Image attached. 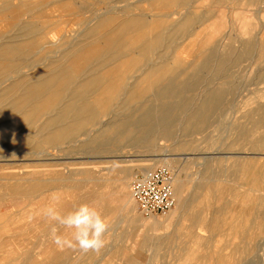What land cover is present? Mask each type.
Segmentation results:
<instances>
[{
  "label": "bare ground",
  "instance_id": "1",
  "mask_svg": "<svg viewBox=\"0 0 264 264\" xmlns=\"http://www.w3.org/2000/svg\"><path fill=\"white\" fill-rule=\"evenodd\" d=\"M145 1L154 6L156 11L151 10L155 13H136L135 4L120 8L117 12H110L111 8L106 6L102 9L103 12H96L94 17L84 23V30L77 36L68 30L72 23L67 24L68 31L61 29L60 24L53 25L56 27L52 30L53 34L61 40L54 47L51 46V41L52 44L57 41L50 36L52 32L45 30L43 23L40 25L34 21L41 16L42 9L36 8L30 1H22L11 8V12L7 11L13 16V22L10 20L8 23L13 33H0V84L9 82L8 87L0 94L1 120H5V125L0 123V142H10L5 148L44 150L45 152H39L40 155L49 157L50 152H62L66 147L76 149V138L84 136L86 140L81 142L80 150L105 146L112 153L121 150L125 143L134 145L145 142L154 133L169 141L174 136L176 125H181V131L186 137L191 136L202 131L220 110L223 111L227 96L236 94L239 89L231 69L241 67L246 61L254 63L258 47L264 53V0H235L234 35L230 29V33H225L224 41L230 42L227 44L215 41L218 33H206V23L211 11L204 10L200 13L197 6L199 0ZM225 1L216 0L215 4L221 5ZM54 2L60 12H70L73 9L71 0ZM246 4L256 9L250 12L245 9ZM5 10V7L0 8V14ZM39 12L41 14L35 17L34 14ZM111 14L113 15L110 16ZM197 37H202V40L198 41L195 50L188 52L195 59H191L194 62L187 67L188 61L181 59L178 50L183 47L182 42L190 39L195 41ZM187 47L188 45L183 49L186 50ZM20 60L28 63V72H25L26 67L21 65ZM191 67L192 73L189 71ZM35 69L37 70L34 71ZM262 69L258 70L256 77L264 85V68ZM208 71L212 73L210 78H222L225 80L224 84L211 88ZM202 85L205 89L196 98L194 94ZM254 113L255 116L246 113L251 119L252 128L246 131L242 127H236H239L240 138L250 137L251 153L262 155L264 136L254 138V133L258 127L264 126V104H259ZM101 119L111 120L102 123ZM38 124L40 126L37 127ZM95 127L97 131H94ZM14 131L19 133L14 134ZM23 133L29 135L24 137ZM176 142L177 147L182 150L191 145L190 142ZM159 157L151 161L171 166L170 155ZM218 166L217 164L215 167ZM234 167L243 169L246 166L235 161L229 168L234 171ZM211 170V163L206 162L205 171L201 172L203 178L213 176L211 172L214 171ZM226 171L229 173L228 168L221 172ZM11 174L8 175L10 178L17 176ZM84 175L91 177L88 171ZM9 177L4 179L8 180ZM255 178L258 179L251 182L249 189L250 212L255 218L256 227L261 228L263 239L253 245L251 259L243 264H264V180L259 175ZM206 179L202 184L210 190ZM60 182L62 179L34 184L26 190L16 188L13 193L35 199L58 191L55 195L60 199L55 205L60 211L68 212L75 207L65 205L66 200H63L60 191L71 189V186ZM182 192V186L177 188L176 199ZM95 199L96 195H89L85 200H76V206L81 203L91 205ZM126 201L128 205L134 203L129 198ZM185 202L179 200L174 211L184 209ZM100 211L104 216L112 213L105 206ZM192 219L196 221L197 217L192 215ZM205 224L207 223L203 222L202 225ZM207 227L215 230L217 224L206 225ZM187 238L190 243L194 242V238L199 243L202 241L199 233L194 231H188ZM143 243L152 244V239L146 238ZM183 250H187L186 245ZM46 255L59 259L52 251H48Z\"/></svg>",
  "mask_w": 264,
  "mask_h": 264
},
{
  "label": "rangeland",
  "instance_id": "2",
  "mask_svg": "<svg viewBox=\"0 0 264 264\" xmlns=\"http://www.w3.org/2000/svg\"><path fill=\"white\" fill-rule=\"evenodd\" d=\"M22 1H30L36 5V8L42 9V14L40 12L34 14L35 17L41 14L34 21L40 25L43 23L45 30L52 32L56 29L54 26L60 24L61 29L72 31L71 34L74 36L84 30L83 25L88 19L94 17L96 12H103L102 9L106 6L111 8L110 12H117L116 10L133 4L136 13L156 11L150 2L147 3L145 0H71L73 9L70 12L58 11L54 2L56 0H0V8H6V14L5 12L0 14L1 34L13 33L8 26L10 20L13 22L11 18L13 16L7 11ZM215 1L199 0L198 11L200 13L204 10L211 11L206 23V33L208 35L218 33L215 41L227 44L230 42L224 41L225 33L230 30L233 33L235 27V0H226L221 5L217 2L215 4ZM245 7L250 12L256 9L247 4ZM50 36L57 41L52 44L53 41L49 37L52 47L60 43L61 40L57 39L53 32ZM200 40L202 37H197L195 41L190 39L182 42L183 47L187 45L188 47L186 50L183 47L178 50L181 59L188 61L187 67L194 62L191 59H195L188 52L195 50ZM259 49L258 47L256 50L257 57L254 63L250 64L246 61L241 67L231 69L234 80L238 81V92L232 94L233 96H227L223 111L220 110L202 131L191 136L186 137L181 131V125H176L174 136L169 141L161 139L154 133L146 142L134 145L123 143L121 150L112 153L105 146L93 149L94 151L80 150L81 142L86 140L83 136L76 138V149L66 147L62 152H50L49 157L40 155L39 152H45L44 150H9L5 148L9 141L0 142V147L3 145L0 149V264H243L250 260L251 249L263 239L261 228L256 227L255 218L250 212L249 189L251 182L258 179L255 178L258 175L264 180V150L262 155L251 153L253 151L249 144L250 137L240 138L238 128L242 127L246 131L252 128L251 119L247 115L251 113L255 116L254 109L259 104H264V85H261L256 77L258 70L264 68V53ZM20 61L21 65L26 67L25 72H28V63L24 60ZM32 61L34 62L35 58ZM192 70L191 67L189 71L192 73ZM210 73L211 71H208L207 77L210 79L211 88L224 84V79H212ZM8 85L7 81L0 84V94ZM204 89L205 86L202 85L194 96L197 98ZM109 120L111 119H101L102 123H107ZM0 123L5 125V120H1V114ZM97 128L99 129V126ZM94 131H97L96 127ZM255 131L254 138L264 136V126L258 127ZM16 133L19 131H14V134ZM28 135L23 133L22 136ZM176 141L183 144L190 142L191 145L182 150L177 147ZM166 154L170 155L169 159L172 163L169 167L176 177L175 194L177 188L182 186L183 190L182 195L180 193L177 195V202L186 201V207L173 210L164 217H144L134 201L132 205L126 203L127 198L132 199L131 184L145 172L163 166L151 160L159 159V156H167ZM235 161L246 167L243 169L234 167L237 172L233 171L229 167ZM206 162L211 163V171H214L211 172L213 176L210 175V178L206 176L208 179L201 175V172L205 171ZM217 164L218 169L215 167ZM37 167H40V170H36ZM227 168L230 175L227 171L221 172ZM85 171H88L91 177L87 176L88 174L84 175ZM11 173L17 176L10 178L8 175ZM6 177L9 179H4ZM57 179H62L60 183L71 186V189L65 188V191H60L63 200H66L65 205L76 207V200H85L89 195H96L92 206L98 210L104 206L112 210V213L103 215L109 223V229L104 237L105 247L100 252L82 253L67 247L60 250L52 243L50 224L42 216V209L50 205L56 206L52 197L58 191L35 199L28 195L13 193L16 188L26 190L34 184ZM204 179L207 180L210 190L202 184ZM61 212L66 213L64 210ZM192 215L197 217L196 221L192 219ZM203 222L207 224L204 226ZM215 224H217L215 230L206 228V225ZM211 229L212 231L209 232ZM61 230L62 233L70 234L69 230L63 228ZM188 231H194L196 234L198 232L202 241L199 243L194 238V242L190 243L188 238L186 239ZM146 238L152 239V244L145 245L143 241ZM185 245L187 250H183ZM48 251L58 255L59 259L51 255L47 256Z\"/></svg>",
  "mask_w": 264,
  "mask_h": 264
},
{
  "label": "clouds",
  "instance_id": "3",
  "mask_svg": "<svg viewBox=\"0 0 264 264\" xmlns=\"http://www.w3.org/2000/svg\"><path fill=\"white\" fill-rule=\"evenodd\" d=\"M52 199L58 203L60 198L53 195ZM42 216L50 224L52 243L60 250L67 247L82 253H98L105 247L109 223L100 210L88 203H81L66 213L54 205L46 206ZM61 228L70 234L62 233Z\"/></svg>",
  "mask_w": 264,
  "mask_h": 264
},
{
  "label": "built area",
  "instance_id": "4",
  "mask_svg": "<svg viewBox=\"0 0 264 264\" xmlns=\"http://www.w3.org/2000/svg\"><path fill=\"white\" fill-rule=\"evenodd\" d=\"M175 173L166 165L158 166L137 177L131 195L144 217H164L176 207Z\"/></svg>",
  "mask_w": 264,
  "mask_h": 264
},
{
  "label": "crops",
  "instance_id": "5",
  "mask_svg": "<svg viewBox=\"0 0 264 264\" xmlns=\"http://www.w3.org/2000/svg\"><path fill=\"white\" fill-rule=\"evenodd\" d=\"M146 142V141H145ZM141 143H143V142H141Z\"/></svg>",
  "mask_w": 264,
  "mask_h": 264
}]
</instances>
